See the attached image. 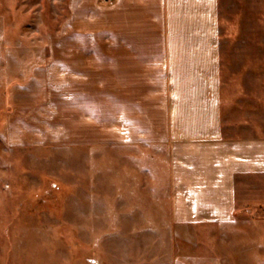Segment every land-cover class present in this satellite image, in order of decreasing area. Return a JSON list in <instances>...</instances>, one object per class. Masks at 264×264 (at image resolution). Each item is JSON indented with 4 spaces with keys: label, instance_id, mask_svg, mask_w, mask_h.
<instances>
[{
    "label": "rangeland",
    "instance_id": "374dc122",
    "mask_svg": "<svg viewBox=\"0 0 264 264\" xmlns=\"http://www.w3.org/2000/svg\"><path fill=\"white\" fill-rule=\"evenodd\" d=\"M113 1L0 0V264H264L263 192L181 234L141 154L62 139V53L110 49ZM220 22L225 99L255 96L264 117V0H221Z\"/></svg>",
    "mask_w": 264,
    "mask_h": 264
},
{
    "label": "crops",
    "instance_id": "0c3cea01",
    "mask_svg": "<svg viewBox=\"0 0 264 264\" xmlns=\"http://www.w3.org/2000/svg\"><path fill=\"white\" fill-rule=\"evenodd\" d=\"M220 7L221 0H114L110 49L62 53V139L125 145L132 162L141 154L143 182H165L167 214L179 230L230 224L264 195L262 105L255 96L253 106L239 94L225 99ZM19 115L26 113L11 117ZM140 203L161 200L148 194Z\"/></svg>",
    "mask_w": 264,
    "mask_h": 264
}]
</instances>
